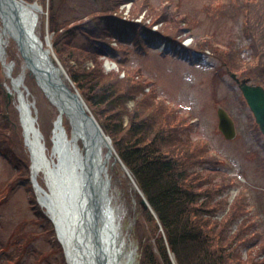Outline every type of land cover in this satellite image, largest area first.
Here are the masks:
<instances>
[{
	"label": "trees",
	"instance_id": "obj_1",
	"mask_svg": "<svg viewBox=\"0 0 264 264\" xmlns=\"http://www.w3.org/2000/svg\"><path fill=\"white\" fill-rule=\"evenodd\" d=\"M36 1L48 13V29L52 33L55 54L111 139L118 158L137 186L130 193L126 192L144 215V221L137 219L131 230V238L137 246V264H264V256L260 260L252 257L253 250L264 253V205L255 210L247 189L239 188L241 183L235 177L227 178H232L228 183L224 182L225 178L216 182L210 172L191 168L206 160L205 143L191 137L187 117L159 96L140 69L126 65L128 57H116L118 52L128 51L123 48L125 43L129 42L139 53L149 46L157 47V38L168 43L171 49L180 47L177 53L181 55L194 50L199 53L201 50L196 47L202 48L199 39L194 38L195 44L186 47L182 37L166 33V25H171L194 37L185 15L178 19L177 12L169 5L154 6L144 0H80L74 11L81 15L60 21V5H54V0H48L49 6L45 0ZM127 2H132L131 9L124 15L122 6ZM143 7L148 9V14L138 22L136 19ZM181 21L183 26H180ZM159 22L162 29H153ZM256 25L258 29L259 25L263 28V18L257 19ZM78 34L83 39H75ZM225 45L231 53L228 62H220L236 74L246 72L247 77L264 87V69H258L257 74H248L250 62L244 63L246 71L242 70L239 48ZM207 47L213 51L210 44ZM18 54V51L13 52L11 58L21 63L16 58H21ZM102 57L111 58L117 69L104 70ZM87 62L92 66H85ZM0 93L2 100L10 104L5 91ZM130 101L133 102L131 108L128 107ZM242 103L246 104L243 98ZM250 118L254 120L252 114L248 115ZM10 124L0 114V156L11 163L14 180L26 182L29 206L35 217L31 218V223L38 227L31 233L50 234V242L55 247H50L48 252L59 255L56 264H66L54 227L39 207L31 186L28 152L25 149L23 154L14 152L12 137L5 133ZM44 125L41 124L39 129L49 139L51 123L48 127ZM63 125L69 133L70 126L65 117ZM251 129L257 139L263 138L255 121ZM46 144L49 149L51 145ZM14 180H9L8 186L4 185L0 205L6 201L2 196L9 193ZM126 182L129 184L127 177ZM231 187H236L238 192L229 202L224 193ZM261 193L264 195V190ZM143 197L154 215L142 207ZM226 207L225 215L217 218L216 215ZM20 236L26 238L23 231ZM243 247L247 250L246 257Z\"/></svg>",
	"mask_w": 264,
	"mask_h": 264
},
{
	"label": "rangeland",
	"instance_id": "obj_2",
	"mask_svg": "<svg viewBox=\"0 0 264 264\" xmlns=\"http://www.w3.org/2000/svg\"><path fill=\"white\" fill-rule=\"evenodd\" d=\"M79 1L54 0V5H60L58 19L61 21L70 19L72 16L81 15L80 12L74 11ZM144 1L154 6L169 5L171 10L177 12L176 18L178 19L184 14L191 24L190 30L194 37L187 35L188 31H183L182 28H175L171 25H166V33L173 37H182L184 41H191L189 46L195 44L194 38L199 39L202 48L197 45L196 47L201 51L198 53L194 50L181 55L177 53L180 49L178 47L176 50L171 49L172 53H169L168 45H166L167 47L163 46V42L161 43L160 40H157L158 47L149 46L145 52L136 53L133 50V46L128 42L123 45V48L128 51L126 53L120 51L116 54V57H128L126 65L140 69L146 79L151 81V84L156 88L159 96L165 98L187 117L190 124L189 132L191 137L194 140L205 143L207 146L206 160L203 164L195 163L191 168L210 172L216 182H222L223 178L235 177L241 183L238 187L244 186L247 189L252 207L255 210L259 209L261 205H264V195L261 193V190H264V165H262L264 163V146L262 145L264 140L263 138L259 140L254 135L251 129L254 120L252 121V118L248 119V115L252 113L249 107L242 103V92L238 84L229 75V72L232 71L220 61L228 62V55L231 53L230 48L225 45L228 43L235 49L239 48L243 62L242 70L246 71V65L244 64L246 62H250L248 71L250 75L257 74L260 68L264 69V27L261 28V25H259L258 29L256 25L257 19L263 18L264 21V0ZM45 3L49 6L48 0H45ZM131 4L132 2H127L122 6L124 15H128ZM147 11L148 9L143 7L141 15L137 19L145 16L146 13L148 14ZM37 14L38 18L34 32L38 36L49 35L51 42L52 33L47 34V30H49L48 24L45 27L44 22L46 11L40 9ZM179 23L180 26H183L184 22L181 21ZM150 24H153L152 21ZM161 25L162 23L159 22L158 25L153 26V29L158 28L161 30ZM0 28L3 29L1 23ZM75 39H83V36L78 34ZM207 44L213 47V51L207 47ZM164 47L165 53L162 51ZM16 51L21 57L16 58L21 63L11 58L12 53H16ZM3 57L4 62L7 65L10 64L13 76L19 77V75H23V89L27 94L28 100L33 104V114L36 117L37 125L40 126L45 123L46 125L44 126L48 127L51 123L50 129L52 130V123L58 114V109L40 87L37 77L30 73L18 46L9 37H7L5 43ZM85 66H92V63L87 62ZM102 66L106 71L117 69V65L111 58L104 57ZM240 73L243 74L237 73L240 78L248 79L251 84L261 85L256 83L250 76L247 77L246 72ZM28 75L30 78H28ZM9 84L10 81L6 77V68L3 66L0 57V91H6ZM2 99L3 97L0 93V114L5 116L11 123L5 133L12 137L13 151L23 154L26 146L17 110L16 96L12 94L10 104ZM132 105V101L128 102L129 108ZM219 107L224 108L233 118L237 132L233 139L226 140L217 131V110ZM2 108L3 110H1ZM124 121H126V118H124ZM70 132L67 133L68 137H70ZM51 139L53 138L50 131L49 139L43 135V144L49 142L52 146L53 141ZM80 144V141H78V145ZM46 147L47 144L45 145V152L50 157L51 151ZM102 150L103 154H105L106 148L103 147ZM115 157L114 161L113 158L108 160V172L111 179L110 193L112 194V206L115 210L116 228L118 231L116 242H123L124 252L133 251L134 261L132 264H137V246L131 238V230L137 219L144 221V215L138 210L133 199L130 200L127 197L126 192L130 193L133 188L135 189V186L127 176L120 159L116 155ZM53 159L56 160V158ZM210 159L213 160L209 161ZM14 173L11 163L0 156L1 195L4 185L9 180H14ZM126 177L129 180V184L126 182ZM230 179L224 182L228 183ZM30 180L31 183L32 178ZM36 181L39 185V182H41L42 186L45 187V174L37 172ZM31 186L34 189L32 183ZM27 190L26 182L18 179L13 181L9 193L2 196V199L6 201L0 205V264H56L59 255L48 252L50 247H55L50 242L51 235L48 233H31L32 231H37L38 227L36 223H31V218L35 217L29 206ZM33 191L37 196V192ZM237 192L238 189L236 187H231L227 189L224 196H227L230 202ZM37 203L45 213V209L39 203V198H37ZM145 209H148L149 213L153 211L149 204ZM226 211L227 207L218 213L216 217L220 218L225 215ZM23 222L25 223L22 231L23 234H26V238L20 236V232H22L20 228ZM54 234L57 238L56 227L54 228ZM59 244L61 245L60 242ZM242 250L244 257H246L247 250L244 247ZM63 253L65 256L64 249ZM263 254L258 253L256 250L252 251V257H255L256 260L262 259ZM65 262L68 264L66 258Z\"/></svg>",
	"mask_w": 264,
	"mask_h": 264
},
{
	"label": "bare ground",
	"instance_id": "obj_3",
	"mask_svg": "<svg viewBox=\"0 0 264 264\" xmlns=\"http://www.w3.org/2000/svg\"><path fill=\"white\" fill-rule=\"evenodd\" d=\"M21 3L24 22L28 28H33L40 9L35 5ZM3 7L1 4L0 17L4 25L8 26V19L3 17ZM7 30L0 28L2 58L9 34ZM36 45L40 46L39 41ZM45 48L41 44V49L48 56ZM33 72L38 77L40 87L50 99L53 97L55 100L47 85L46 75L35 70ZM51 73L57 71L52 69ZM22 76H13L11 66L7 65L6 77L10 81L8 90L16 96L20 124L26 146L30 151L32 176L36 179L37 172L45 174V187L36 185L37 196L47 216L56 225L68 264H132L133 251L124 252L123 242H116L118 231L108 172V160L115 159L114 149H111L112 155L105 156L102 147L105 146L107 149L106 145L98 146L94 150L92 147H79L78 140L87 142L86 137L82 135L81 126L77 123V128H73L72 137L69 138L62 129L65 115L62 113L63 115L60 114L58 117L60 113L58 110L52 129L53 147L48 157L43 136L38 130L37 120L33 114V105L23 89ZM66 104L63 105L64 109H67ZM67 105L73 106L72 103ZM94 200L99 202V216L95 211ZM101 244L103 250H100Z\"/></svg>",
	"mask_w": 264,
	"mask_h": 264
},
{
	"label": "water",
	"instance_id": "obj_4",
	"mask_svg": "<svg viewBox=\"0 0 264 264\" xmlns=\"http://www.w3.org/2000/svg\"><path fill=\"white\" fill-rule=\"evenodd\" d=\"M1 4L4 6L3 17L8 19V26H5V28L8 29L7 32L9 33V36L18 46L26 67L34 77L37 76L33 70L42 75H46L47 85L51 89V93L56 101L53 100V97L52 99H49L56 105L57 109L60 110L59 115L63 113L67 117L71 125V131L73 132L74 127L77 128V123L81 126L82 135L87 139L86 143H83L81 140L82 148L92 147L94 150V148L98 146L106 145L107 151L105 156H108V154L112 155L111 149H113V147L110 145V138L104 133L80 93L71 85L61 61L54 55V53L49 54L50 50L48 47L51 46L49 37L46 36L44 38L45 49L47 50L46 53L48 55L46 56L45 51L41 49V44L44 45V43L40 37L36 35L34 29L28 28L24 22L21 0H0V5ZM37 41L40 43L39 47L36 45ZM52 69L54 71L56 70L57 73H51ZM44 70L47 71L44 72ZM230 76L238 84L259 130L264 136V87L262 85L250 84L249 80L246 78L239 79L233 72H230ZM10 95L11 93L7 91V96L10 97ZM70 102L73 106L67 105L71 104ZM65 103H67V109L63 108ZM217 116L218 128L223 136L226 139H233L236 135L233 119L222 107L218 108ZM62 129L64 130L63 126ZM106 195L107 191L105 196ZM94 205L95 211L99 216V202L94 200ZM141 205L144 209L147 208L148 204L145 199L141 200ZM100 250H103L102 244Z\"/></svg>",
	"mask_w": 264,
	"mask_h": 264
}]
</instances>
